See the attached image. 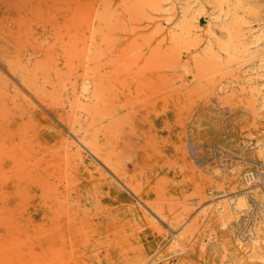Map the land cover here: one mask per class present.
I'll return each instance as SVG.
<instances>
[{"label":"bare ground","instance_id":"1","mask_svg":"<svg viewBox=\"0 0 264 264\" xmlns=\"http://www.w3.org/2000/svg\"><path fill=\"white\" fill-rule=\"evenodd\" d=\"M160 12L176 20L160 40L145 31L114 33L121 20L124 26L134 25L131 19L143 21L137 29L149 28V20ZM263 19L264 0H0V67L13 79L0 72V119L6 132L42 141L36 137L33 99L69 133L62 136L47 128L58 137L46 145L47 158L61 170L74 160L93 170L72 176L64 190L56 186L44 196L38 221L22 238L34 240L42 254L64 241L80 254L96 257L97 264L115 256L116 264H195L194 223L169 235L178 226L157 202L163 177L148 182L137 175L142 170L133 153L136 113L123 98L144 94L150 82L145 74L144 80L131 75L128 67L163 64L182 68L185 75L195 69L199 89H209L223 68L250 67L246 104L252 109L260 101L264 107V88L259 87L264 83L252 82L264 77ZM203 36L201 45L198 37ZM149 42H154L150 50ZM254 154L264 158V136L257 139ZM225 185H213L210 194L224 192ZM205 199L199 189L190 205ZM244 206L242 197L232 196L204 209L210 223H217L219 236L208 232L202 243L209 242L211 255L219 256L221 264H231L230 253L237 263L243 259L241 247H229L227 224ZM182 252L185 257L176 263L169 260ZM249 255L261 257L257 251Z\"/></svg>","mask_w":264,"mask_h":264},{"label":"rangeland","instance_id":"2","mask_svg":"<svg viewBox=\"0 0 264 264\" xmlns=\"http://www.w3.org/2000/svg\"><path fill=\"white\" fill-rule=\"evenodd\" d=\"M169 14L155 13L154 19L149 20V28L144 29H137L143 21L131 19L134 25L124 26L121 20L115 24L114 33L122 36L126 31L134 34L145 31L160 40L176 23ZM198 41L204 45L206 37H198ZM260 43H264V39ZM153 44H147L149 50ZM61 45L59 41L58 50L62 49ZM253 65L257 68L256 63ZM128 68L131 75L144 80L145 74L150 82L144 94L138 93L140 96L123 98V101L128 99L136 113L132 119L137 145L133 153L142 170L137 175L148 182L163 177V195L157 202L164 215L171 214L176 219L174 225L178 226L169 235H176L194 223L193 262L221 264L219 256L211 255L209 242L202 243L208 232L211 237L219 236L217 223H210L207 219L210 213L204 209L239 196L245 206L242 212L232 216L227 226L229 247H241L243 259L237 263L230 253V263L264 264V158L254 154L257 139L264 136V107L259 106L260 101L252 109L246 104L244 90L248 88L251 68H223L209 89L198 88L202 82L196 77L195 69L185 75L184 69L163 64ZM0 72L2 77L13 81L1 67ZM252 82L260 85L264 77ZM18 87L21 89L19 84ZM259 87L264 88V85ZM30 100L36 106V137L42 141H32L28 133L21 137V133L6 132L0 119V264H97L96 257L82 255L64 241L50 254H42L34 240L22 238L38 221L39 204L44 196L51 194L56 186L64 190V182L72 176L79 173L86 176L88 171H93L83 168L76 160L66 163L61 170L57 162L47 158L46 145L58 140L56 132L48 133L47 128L59 130L62 136L69 133L52 112ZM251 111H255L254 115ZM125 112L131 111L125 108ZM82 151L89 156L86 150ZM220 183L226 184L225 191L210 194L213 185ZM199 189L206 199L193 207L190 199ZM230 207L235 212L233 206ZM152 238H157L156 233ZM251 251L259 252L261 257H250ZM207 256L209 258L205 259ZM178 257H185V253L173 254L169 260L176 263ZM116 261L115 256L103 264H116Z\"/></svg>","mask_w":264,"mask_h":264}]
</instances>
